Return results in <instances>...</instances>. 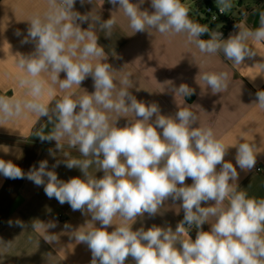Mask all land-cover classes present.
<instances>
[{"label": "clouds", "instance_id": "9594fccd", "mask_svg": "<svg viewBox=\"0 0 264 264\" xmlns=\"http://www.w3.org/2000/svg\"><path fill=\"white\" fill-rule=\"evenodd\" d=\"M86 2L92 4V0H80L82 6ZM144 2L108 0L123 10L134 33L148 29L169 35L184 33L201 53H222L233 66L243 65L246 58L257 54L249 41L264 42V13L255 30L237 24L239 31L222 39L221 32L190 19L189 9L181 0H150L151 12L141 10ZM217 3L222 14L232 6L231 0ZM75 4L76 0H47L43 12L26 20L27 34L19 29L15 32L17 37L23 36L22 45L34 44V51L17 53V65L22 70L18 85L25 90L24 97L0 96V124L28 114L38 120L46 117L47 123L35 136L41 142L55 141L59 152L65 146L77 150L85 159L63 162L68 169L78 168L82 176L61 180L49 170L47 160L25 173L3 159L0 175L42 186L49 199L90 215L93 225L99 222L100 227H80L69 233L77 243L87 245L91 264H125L128 257L135 264H264V198H250L237 183V166L244 171L254 168L256 145H232L237 149L234 166L225 160L229 146L216 137L213 129L196 126V112L178 107L174 116H165L158 104L137 100L130 91L134 87L131 73L117 78L118 71L107 62L108 54L94 30L98 26L105 37H111L116 17L111 14L102 20L92 11L81 14ZM85 22L88 27L82 28ZM205 34L208 39H202ZM61 73L65 78H60ZM88 77L93 80L94 91L77 96L74 86L81 88ZM200 79L213 94L228 87L226 72H204ZM54 86L62 95L49 106L42 97L46 91L51 95ZM171 91L175 97L194 94V89L184 83ZM255 95L257 106L264 110V90ZM128 113L135 119L118 127V118ZM48 125L51 127L45 133ZM93 164L103 172L101 178L89 174ZM59 165L58 160L52 169ZM189 178L190 185L185 183ZM169 199L180 201L179 211L183 209L184 213L175 230L156 225L133 230L138 217L159 214ZM117 217L119 223L114 224ZM210 218L214 222L210 223ZM8 224L25 227L19 219ZM205 224L210 225L207 231L203 229ZM57 226L56 220L35 219L31 223V229L49 244L59 242V236L49 232ZM193 226L195 239L189 233L181 239L185 228ZM63 227L71 228L67 223Z\"/></svg>", "mask_w": 264, "mask_h": 264}, {"label": "crops", "instance_id": "0c3cea01", "mask_svg": "<svg viewBox=\"0 0 264 264\" xmlns=\"http://www.w3.org/2000/svg\"><path fill=\"white\" fill-rule=\"evenodd\" d=\"M132 2L138 3L139 0ZM200 2L201 0H181L189 9L190 18L199 16L196 10ZM46 7L47 0H0V96L24 97L25 90L18 85L22 70L17 65V53L30 54L34 51V44L22 45L23 36L17 37L15 32L19 29L26 35V20L35 13L43 12ZM144 9L153 11L150 0H145L141 5V10ZM75 10L81 14L92 11L93 15H100L102 20L109 19L111 14L116 17L117 24L111 37H105V33L98 26L94 30L100 45L108 54L107 62L118 71L115 73L117 78L131 73L134 87L130 91L137 100L158 104L161 114L165 116H174L178 107H188L196 112V126L213 129L216 137L229 146L225 160L232 162L234 166L237 149L232 145L241 142L255 144L257 162L249 171L241 170L237 166V183L239 190L245 191L250 198H264V110L257 106L255 95L257 91L264 90V67H261V63H264V42L249 41L257 54L246 58L243 65L233 66L222 53H201L194 43L188 41L184 33L161 34L155 29L134 33L123 10H118V6L113 7L108 0H92V4L86 2L83 6L80 0H76ZM235 10L239 16L236 25L241 24L255 30L259 27L261 13H264V0H251L247 3L239 0ZM206 25L210 30L221 32L222 39H227L239 31L236 25L225 27L222 20L219 23L217 21V24L214 22ZM81 27L87 28L88 23H83ZM204 72H226L228 87L221 93L213 94L200 79ZM44 78L47 79L46 76ZM60 78H65V74L61 73ZM182 83L194 89V94L185 98L175 97L171 89ZM80 87L74 86L77 96L85 94L86 91L92 93V78H86ZM61 95L58 86H54L52 94L49 95L46 91L42 101L53 106ZM121 115L124 117L118 118V127H123L128 119H135L132 113ZM110 116L113 120L116 119L115 113ZM46 123V117L38 120L36 116L28 114L0 124V159L12 161L25 173L33 166L38 167L39 161L47 160L49 170H54L61 180L82 176L78 168L68 169L63 162L65 159H85L77 150L65 146L59 152L55 141L41 142L35 136ZM50 127L48 125L45 128V133ZM58 160L60 165L52 169V165ZM219 168L218 165L217 171ZM88 171L97 178L103 176V172L95 164ZM185 183L190 185L192 180L186 179ZM180 203L169 199L159 209V214L138 217L133 230L140 227L147 230L153 225L175 230L184 215L183 209L179 211ZM209 204H214V201ZM0 211H6L0 221V264H91V252L87 245L77 243L69 233L80 227L81 230L100 227L99 222L93 225L90 215L73 211L67 203L61 205L56 199H49L42 186L37 187L27 179L11 180L0 175ZM17 219L24 223V228L9 226V220ZM35 219L43 222L58 221V226L49 229V232L56 233L59 242L49 244L40 233L32 230L31 223ZM209 222H214V218H210ZM65 223L71 226L70 230L64 229ZM118 223L119 217L114 220V224ZM114 227L115 225L110 226L107 230L111 232ZM209 228V224L203 225L205 231ZM188 233L194 240L195 226L189 231L185 229V234L180 238L186 239ZM9 243L10 246H7ZM125 264L135 262L132 257H128Z\"/></svg>", "mask_w": 264, "mask_h": 264}, {"label": "built area", "instance_id": "2783aa9c", "mask_svg": "<svg viewBox=\"0 0 264 264\" xmlns=\"http://www.w3.org/2000/svg\"><path fill=\"white\" fill-rule=\"evenodd\" d=\"M220 6L214 5V0H201L199 3L198 13L199 16L208 23H214L219 20L224 22L225 27L230 28L235 26L238 22L239 16L235 8L226 10L223 14L219 11ZM183 219V216H182ZM186 230H192L185 228Z\"/></svg>", "mask_w": 264, "mask_h": 264}, {"label": "rangeland", "instance_id": "374dc122", "mask_svg": "<svg viewBox=\"0 0 264 264\" xmlns=\"http://www.w3.org/2000/svg\"><path fill=\"white\" fill-rule=\"evenodd\" d=\"M238 1L239 0H231V8L230 9H228V10H231V9H233V8H237V6H238ZM243 2H251V0H243ZM214 5L215 6H219L218 5V3H217V0H214ZM193 7H195V5H193ZM237 12V11H236ZM208 22H206V21H204V20H202V24L203 25H206ZM216 24H217V22H215ZM218 23H219V21H218ZM207 26V25H206Z\"/></svg>", "mask_w": 264, "mask_h": 264}, {"label": "trees", "instance_id": "16d2710c", "mask_svg": "<svg viewBox=\"0 0 264 264\" xmlns=\"http://www.w3.org/2000/svg\"><path fill=\"white\" fill-rule=\"evenodd\" d=\"M197 12V11H196ZM190 19H192L194 22H197V23H200V24H202V18L200 17V16H197V15H194L192 18H190ZM203 39H208L209 37L207 36V34H205L203 37H202ZM3 196V195H2ZM6 213V211L3 213L2 211H0V221L3 219V217L6 215L5 214Z\"/></svg>", "mask_w": 264, "mask_h": 264}]
</instances>
